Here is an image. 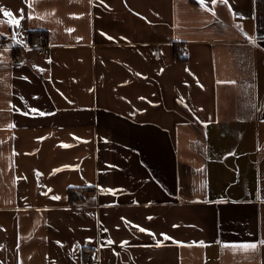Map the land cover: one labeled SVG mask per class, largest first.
Masks as SVG:
<instances>
[{
  "label": "crops",
  "instance_id": "1",
  "mask_svg": "<svg viewBox=\"0 0 264 264\" xmlns=\"http://www.w3.org/2000/svg\"><path fill=\"white\" fill-rule=\"evenodd\" d=\"M205 4L0 0V264H264V0Z\"/></svg>",
  "mask_w": 264,
  "mask_h": 264
},
{
  "label": "snow or ice",
  "instance_id": "2",
  "mask_svg": "<svg viewBox=\"0 0 264 264\" xmlns=\"http://www.w3.org/2000/svg\"><path fill=\"white\" fill-rule=\"evenodd\" d=\"M198 2L201 4L202 7H206V4H205V0H198ZM226 2V0H225ZM212 3L215 4L216 3V0H212ZM29 7H31V4H29ZM229 11L231 12V7L229 6ZM0 12H3V15L6 16V17H9V24L11 26H15L16 28H19L21 27V21L23 19H25V16L23 15V12L21 11V15L19 16V18H16L12 15V13L10 11H5L4 9L0 8ZM214 14V13H213ZM33 17L32 16H28L27 19H32ZM71 31V30H69ZM16 44H19L21 46H25L23 44V41L22 40H17L15 37H13V45H16ZM13 45H9L7 47L4 48L5 51H10L11 47ZM40 71H43V69H40ZM35 111V110H33ZM39 115H44L43 112H40ZM11 127V126H10ZM102 192L104 190H101ZM110 191V190H109ZM54 199H59L60 197H53ZM140 231H145V229H140ZM151 235V233H149ZM165 239H169L168 237H165ZM261 244H264V241H261L260 242ZM157 246H160V245H157ZM203 246V245H201ZM231 247L233 248H238V249H244V250H254L257 245L256 244H242V245H231Z\"/></svg>",
  "mask_w": 264,
  "mask_h": 264
},
{
  "label": "built area",
  "instance_id": "3",
  "mask_svg": "<svg viewBox=\"0 0 264 264\" xmlns=\"http://www.w3.org/2000/svg\"><path fill=\"white\" fill-rule=\"evenodd\" d=\"M35 43H36V50H37L38 54H45V49L47 47L45 36H43L41 34L35 36ZM2 45L3 44L0 42V48L2 47ZM154 53L156 56L159 55L158 50H155ZM76 198H78V197H76ZM96 252H97L96 248L88 249L84 253V262L86 264H96L97 263L96 259H95Z\"/></svg>",
  "mask_w": 264,
  "mask_h": 264
},
{
  "label": "clouds",
  "instance_id": "4",
  "mask_svg": "<svg viewBox=\"0 0 264 264\" xmlns=\"http://www.w3.org/2000/svg\"><path fill=\"white\" fill-rule=\"evenodd\" d=\"M2 23V22H0ZM8 51L0 50V62H3L5 64L11 63V57L9 55H7ZM6 87H8L9 89H11L12 85L10 83L6 84Z\"/></svg>",
  "mask_w": 264,
  "mask_h": 264
},
{
  "label": "rangeland",
  "instance_id": "5",
  "mask_svg": "<svg viewBox=\"0 0 264 264\" xmlns=\"http://www.w3.org/2000/svg\"><path fill=\"white\" fill-rule=\"evenodd\" d=\"M45 50H46V49H45ZM76 197H78V198H76ZM71 198H72L73 200H77V199H80L81 197H80L77 193L72 192V194H71Z\"/></svg>",
  "mask_w": 264,
  "mask_h": 264
},
{
  "label": "trees",
  "instance_id": "6",
  "mask_svg": "<svg viewBox=\"0 0 264 264\" xmlns=\"http://www.w3.org/2000/svg\"><path fill=\"white\" fill-rule=\"evenodd\" d=\"M72 191H74V190H73V189H70V190L68 191L69 196H71ZM79 191L85 192V191H87V190H86V189H81V190H79ZM70 199H71V197H70Z\"/></svg>",
  "mask_w": 264,
  "mask_h": 264
}]
</instances>
